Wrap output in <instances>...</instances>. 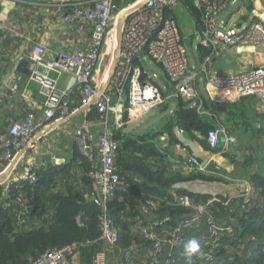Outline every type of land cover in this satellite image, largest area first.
<instances>
[{
    "label": "trees",
    "instance_id": "obj_1",
    "mask_svg": "<svg viewBox=\"0 0 264 264\" xmlns=\"http://www.w3.org/2000/svg\"><path fill=\"white\" fill-rule=\"evenodd\" d=\"M179 5L194 20L196 32L200 33L203 11L197 9L192 0H178ZM166 13L176 20L175 10ZM184 45L186 49L191 47L185 41ZM210 54L211 49L197 46L193 57L197 68ZM213 61L212 57V64ZM158 78L165 86L164 95L176 90V82L165 74ZM141 81L150 83L147 74L143 73ZM196 91L198 93V89ZM73 94L78 96L77 91L71 94L72 103ZM252 98L257 100L254 97L237 101L223 99L219 103L209 94L195 100L181 97L169 100L167 103L173 106V110L163 117L165 124L162 128L168 139L167 146L179 145L180 138L184 137L199 144L209 155L217 153L230 158L229 151L224 152L221 147L210 148L208 133L219 125L233 134L244 133L248 129L257 138L261 136L263 142L256 148L249 146L241 164L264 163V129L250 123L237 106V102ZM221 110L228 113L224 125L212 116ZM98 116L92 107L88 120L95 118L97 121ZM11 125L5 130L0 127V133L2 131L5 137H9ZM159 135L144 132L134 138L120 129L113 130V138L119 144L114 165L121 184L105 208L94 203L97 197L93 179L96 156L83 155L77 145L73 147L69 164L46 166L36 173L32 182L18 181L6 188L0 185V264H31L46 251L65 247L69 248L66 264H92L101 253L106 254V264H186L184 243L191 238L203 240L207 232L202 224L198 230L180 231L181 247L167 243L181 222L194 218L196 214L182 204L185 197L197 206L212 201L210 209L214 219L227 228L213 264H264V173L251 174V199H230L224 193L221 194L224 197L218 196L217 201L209 195L191 192V185L202 187L210 184V187L222 184L224 181L218 167L217 175L185 169L171 171L167 147L159 142ZM231 163L234 164L233 161ZM215 168L210 164V170ZM76 181H79V186L73 185ZM101 217H105L116 231L117 241L112 245L100 239ZM143 229H149L155 241L146 239L142 235ZM154 242L161 244L157 256ZM126 255L131 256L129 261H126ZM192 264L201 263L194 257Z\"/></svg>",
    "mask_w": 264,
    "mask_h": 264
},
{
    "label": "built area",
    "instance_id": "obj_2",
    "mask_svg": "<svg viewBox=\"0 0 264 264\" xmlns=\"http://www.w3.org/2000/svg\"><path fill=\"white\" fill-rule=\"evenodd\" d=\"M123 3L126 0H121ZM193 5L202 10L203 28L199 33L198 46L211 49L199 68L192 69L188 58L184 39L176 20L166 11H174L178 0H132L127 6L119 9L116 0H77L68 12L59 15L65 25L72 26L80 34L90 29L88 47L75 53L60 52L51 61L44 58V49L34 46L27 59L29 62V76L27 84H36L39 94L43 98V108L40 115L30 112L24 120L12 123L9 137L0 136V176L5 173L14 160L16 153L24 150L26 160L20 172L10 174L0 181L6 188L18 181H34L36 173L46 168L34 158L35 135L48 125L54 117L64 118L72 111L71 94L77 91L80 106L92 104L98 113V123L101 133L97 138L96 170L93 175L97 197L94 203L105 208L113 193L121 184L114 165L119 144L113 138V130L122 126L120 120L114 125L109 123L111 112L120 114L124 111H134L145 115L164 105L175 97L186 100L198 99L195 84L201 76L203 87L209 92L228 93V101L254 97L264 104V65L250 68L237 75H221L213 69L212 57L217 54L228 55L234 49L244 47L264 46V24L258 21L241 22L237 26L229 27L222 19V14L235 4L236 0H192ZM131 10L120 29V47L117 49L119 23L122 14ZM4 33L15 34L17 27L0 25ZM145 56L151 63L159 66L163 74L176 82V90L168 95L162 94L154 85L142 82V71L136 62ZM114 70L109 82H98L96 72L102 74L110 72L115 60ZM62 76L69 77V86L65 91L60 90L59 80ZM20 77L11 71L5 80L8 92L6 99L12 101L20 93L18 83ZM201 105V103H198ZM199 105V107H200ZM198 107V108H199ZM131 118V117H130ZM86 133V132H85ZM82 129L75 133L76 143L80 152L92 158L90 138ZM236 137L228 128L217 126L208 133L207 144L211 149L235 146ZM5 162V165L1 163ZM54 160L52 165H59ZM211 162L200 161L190 156L180 163V167L190 172L204 175H217V167L210 170ZM251 188H245L249 195ZM197 206L182 201L185 207L194 210V218L181 222V225L171 234L168 244L181 247L183 240L180 231L186 229L198 230L203 224L207 235L201 242L203 255L196 257L201 264H213L215 253L224 238L227 228L220 226L214 219L210 203ZM100 239L112 245L117 241L116 231L105 217L100 218ZM149 229H143L142 235L148 240H154ZM208 238V239H207ZM156 256L161 244L154 242ZM69 248H56L46 251L31 264H66L65 256ZM131 259L126 255V261ZM157 261V259H155ZM154 261V263H155ZM92 264H106V254H98ZM132 264V263H128Z\"/></svg>",
    "mask_w": 264,
    "mask_h": 264
},
{
    "label": "crops",
    "instance_id": "obj_3",
    "mask_svg": "<svg viewBox=\"0 0 264 264\" xmlns=\"http://www.w3.org/2000/svg\"><path fill=\"white\" fill-rule=\"evenodd\" d=\"M76 1L77 0H0V25L5 24L17 27L15 34L4 33L0 30V127L4 128V130L6 126L9 127L11 123L24 120L26 117L25 115L29 112H34L37 115H40L42 112L44 100L39 94L38 86L33 83H26L28 78L27 72H29L27 55H29L34 46H41L44 49V58L49 61L53 60L60 52L75 53L87 49L90 29H85L83 31L84 34H80L74 27L65 25L59 18V15L68 12L71 8L69 6ZM131 2L132 0H126L125 3L121 0L116 1L119 9L127 6ZM179 9L186 19L185 26L188 32L184 33L187 34L188 37L184 38L190 41L191 46H193L195 41V46H193L194 48L192 49L194 57V52L198 46L199 33L196 32L194 20L185 11L183 6H177L175 11H179ZM222 19L229 27L237 26L241 22L250 23L258 21L264 24V0H236L235 4L228 7L222 14ZM176 21L178 24L179 20L177 13ZM227 56H230L233 60V67L231 69H223L219 74L237 75L250 68L264 65V46L234 49ZM193 60L194 65H191V68L196 70L198 65L194 58ZM21 62H24V65L22 71H18ZM230 62L229 60L228 63ZM216 63V61H213V69ZM136 65L141 69L143 74H150L149 82L152 85L159 87L161 93L165 91L163 89L165 86H163L158 78L163 74L159 66L151 63L145 56L141 57ZM11 71H14L20 77V82L18 83L20 93L17 94L12 101H8L5 94V80ZM102 71L103 70L96 72V77L100 83L103 80L102 85H104L107 81L109 82L110 72L108 71L102 74ZM197 82L196 89H198L199 97L204 98L209 94L211 98L221 103L228 94L206 91L203 87L202 76ZM68 86L69 77L62 76L59 80V89L65 91ZM72 98L73 103L70 114L60 119L54 117L46 127L35 135L34 140L36 144L33 154L37 162L47 164L48 166H54L52 165L54 160L60 161L59 165L69 164L73 147L76 145L75 133L77 130L82 129L84 133L86 132V136L90 138L89 142L92 155L94 154L96 156L95 163H97V149L95 144L101 131L100 124L97 122L98 120H94L95 118L88 120V115L92 107L87 114H85V112L82 113L81 109L84 108L79 104L80 97L73 94ZM166 104L167 102L165 105ZM168 105L166 110H168L167 113L169 114L172 113L173 106L170 103ZM237 106L240 114L243 113V117L250 123L254 124L256 128L262 127L264 129V104L252 98L237 102ZM234 110L235 109H231V111ZM115 111L110 113L109 123L114 125L117 119L118 121L120 120L122 126H120L119 129L125 131L129 136L136 138L144 134V132L160 134L158 140L163 146L167 147L166 152L169 155V161L172 167L170 170L173 172L183 169L179 166L180 164L177 163L178 161H186L190 156L200 153L202 156H199L197 159L209 161L211 164H214L215 167H218L220 176L223 179L222 181H224L219 185L223 188V192L227 191V188L231 186L237 191L240 188H250L249 180L251 174L254 172L264 173L263 162L258 161L250 166H242L241 164L247 148L251 145L256 148V146L262 145L263 142L261 136L257 138L253 135L251 130L247 129L244 133L235 134L238 144L229 150L230 158H224L217 153L210 155L205 153L199 144L184 137L180 138L181 141L179 145L176 144L168 147L167 136L162 130L165 124L163 118L154 119L153 121L150 119L147 121L149 124L146 122L140 125L139 122L149 114L139 115L134 111L126 112L124 110L118 114ZM227 115L228 113L221 110L217 115L212 116L220 121L221 125H224L227 122ZM147 118L150 117H146V119ZM139 125L146 126V128L141 129L139 127L138 131L133 132L132 129L135 130ZM0 135H4L3 137L6 136L2 131ZM21 151L16 153V156L21 153ZM26 157V153H23L18 158L14 165L16 168L13 173L21 171ZM231 161H233L234 164L231 163ZM1 165H5V162L2 161ZM78 182L79 181H76L73 185L79 186ZM209 185L210 184H204L202 187L199 185H191L189 191L198 194H206L211 197L215 196L217 192H221L219 189L216 190L217 186L209 187ZM214 191H216V193H213Z\"/></svg>",
    "mask_w": 264,
    "mask_h": 264
},
{
    "label": "rangeland",
    "instance_id": "obj_4",
    "mask_svg": "<svg viewBox=\"0 0 264 264\" xmlns=\"http://www.w3.org/2000/svg\"><path fill=\"white\" fill-rule=\"evenodd\" d=\"M176 13H177V16H178V25H179V27L178 28H180L179 30L181 31V34H182V38L184 39V41H186L185 40V38L184 37H188V35L187 34H185L184 32H188L187 31V29H186V19L183 17V15H182V11L179 9V11H175ZM193 46H195V41H194V43H193ZM193 46H191V47H188L187 46V53H188V58H189V60H190V65H194V63H193ZM192 53V54H191ZM192 67V66H191ZM249 70V69H248ZM151 71V70H150ZM148 76V79L150 78V74H148L147 75ZM147 81V80H146ZM160 84V83H159ZM158 90H161L159 87H156ZM169 103H167L166 105L164 104V105H162V106H160V107H158V108H156V109H154V110H152V111H150L149 113H147V115L149 114V115H151V116H146V117H150V118H147L146 119V117H144L140 122H139V124L140 125H142V124H144V123H146L147 121H149L150 119H151V121H153L154 119H158V118H163V117H165L166 115H168V113L167 112H164V110H166V108L169 106L168 105ZM144 119H146V120H144ZM150 121V122H151ZM147 124H149L148 122H147ZM138 126L137 128H135V130L134 129H132V131L133 132H136V131H138V129H139V127L141 128V129H145L146 128V126ZM100 133H101V131H100ZM100 133H99V135H100ZM235 135V134H234ZM236 137V136H235ZM236 141H237V138H236ZM237 144H238V141L236 142ZM76 145H77V143H75ZM236 144V145H237ZM239 148H240V146H239ZM230 150V147L229 148H227V151H229ZM240 151V150H239ZM238 151V152H239ZM251 154V153H250ZM174 160V159H173ZM182 162V160H180V161H178L177 163H181ZM218 187V188H217ZM216 187V190H218L219 189V191H221V192H217V194L214 196V198L218 201V196H222V197H224V195H221V194H224V193H227V194H225V196L227 197L228 196V198H230V199H238L239 197H242V198H240V199H251V198H253V196L251 195V196H246L245 195V193L243 192L244 191V189L245 188H240L238 191L235 189V188H232V186L231 187H228L227 188V191H225V192H223L222 191V187L221 186H217ZM213 193H216V191H214Z\"/></svg>",
    "mask_w": 264,
    "mask_h": 264
},
{
    "label": "water",
    "instance_id": "obj_5",
    "mask_svg": "<svg viewBox=\"0 0 264 264\" xmlns=\"http://www.w3.org/2000/svg\"><path fill=\"white\" fill-rule=\"evenodd\" d=\"M131 10H127L125 11L121 18H120V23H119V34H118V40H117V49H119L120 47V29H121V25L122 23L124 22L125 18L128 16V14L130 13ZM185 44L186 45H190V41L189 40H186L185 41ZM214 60L217 62L216 63V66L214 68V71L216 73H219L221 70L223 69H231L233 67V60L231 59L230 56H227V55H222V54H217L214 56ZM231 61L230 63H228V61ZM115 61H116V57H115V60L113 61L111 67H110V73H109V78L111 77L112 75V72L114 70V66H115ZM24 65V62H21L19 64V67H18V71H22V67ZM27 75L29 76V72H27ZM92 104L86 106V107H83L84 109H81L82 113L85 112V114L88 113L89 109L91 108ZM24 153V150L21 151V153H19L15 158L14 160L11 162V164L8 166V168L6 169L5 173L2 174L0 176V181H2L3 179H5L9 174L10 172L12 171V168L14 167V165L16 164L18 158ZM199 156H202V154L198 153V154H195L194 157L195 158H198Z\"/></svg>",
    "mask_w": 264,
    "mask_h": 264
},
{
    "label": "clouds",
    "instance_id": "obj_6",
    "mask_svg": "<svg viewBox=\"0 0 264 264\" xmlns=\"http://www.w3.org/2000/svg\"><path fill=\"white\" fill-rule=\"evenodd\" d=\"M212 198H214V196ZM185 202L189 203V200L187 197H185ZM183 255L185 257L186 264H192L194 257H199L203 255L202 246H201V242L199 241V239L191 238L187 240L183 246Z\"/></svg>",
    "mask_w": 264,
    "mask_h": 264
}]
</instances>
